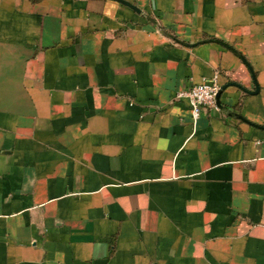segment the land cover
Masks as SVG:
<instances>
[{
  "label": "crops",
  "instance_id": "obj_1",
  "mask_svg": "<svg viewBox=\"0 0 264 264\" xmlns=\"http://www.w3.org/2000/svg\"><path fill=\"white\" fill-rule=\"evenodd\" d=\"M122 1L0 0V264H264V0Z\"/></svg>",
  "mask_w": 264,
  "mask_h": 264
},
{
  "label": "built area",
  "instance_id": "obj_2",
  "mask_svg": "<svg viewBox=\"0 0 264 264\" xmlns=\"http://www.w3.org/2000/svg\"><path fill=\"white\" fill-rule=\"evenodd\" d=\"M219 89V85L216 83L202 82L177 90L174 98L176 100L186 99L190 107L191 115L196 120L203 107L218 108L216 94Z\"/></svg>",
  "mask_w": 264,
  "mask_h": 264
},
{
  "label": "water",
  "instance_id": "obj_3",
  "mask_svg": "<svg viewBox=\"0 0 264 264\" xmlns=\"http://www.w3.org/2000/svg\"><path fill=\"white\" fill-rule=\"evenodd\" d=\"M119 1H121V2H123V3H125V4L130 6V4L128 2H126V1H122V0H119ZM133 8L136 9V10H139L136 7H133ZM222 91H223V87H220V89L218 90V92L216 94V104H217L218 108H220V109L222 108V105L220 104L219 97H220V94L222 93Z\"/></svg>",
  "mask_w": 264,
  "mask_h": 264
}]
</instances>
